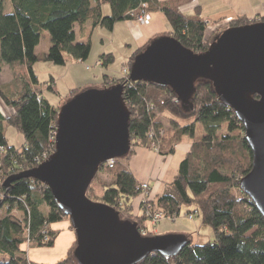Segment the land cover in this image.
<instances>
[{
    "label": "trees",
    "instance_id": "16d2710c",
    "mask_svg": "<svg viewBox=\"0 0 264 264\" xmlns=\"http://www.w3.org/2000/svg\"><path fill=\"white\" fill-rule=\"evenodd\" d=\"M8 4L12 11L7 13ZM143 4L146 8H142ZM104 6L110 7L108 16L103 14ZM141 9L147 14L161 12L171 31L153 37L131 55L125 63L129 68L128 78L104 74L100 89L124 85L123 98L131 113L132 150L127 157L115 159L112 166H101L87 197L112 207L121 219L136 222L141 231L149 222L144 207L140 205L141 215H135L132 209V201L140 196L142 184L128 169L133 148L151 143L150 133L154 131L159 141L158 153L168 156L187 137L192 141L190 150L161 197L151 201L152 209L164 212L169 218L179 216L184 206L195 205V210L187 214L197 213L202 224L213 229L214 238L205 244H195L192 235H186L188 242L176 256L154 254L140 264H264V217L239 186L240 180L252 170L253 154L236 113L220 101L213 84L207 80L196 83L193 109L178 101L169 87L130 80L136 57L161 37L171 36L201 54L226 31V26L264 23V17L227 21L213 29L214 35L208 37V25L199 11L196 18H189L162 7L159 0H0V73L8 65L20 82L16 91L15 82L0 85V97L13 111L8 118L0 112V191L5 196L4 200L0 198L3 201L0 210H7L0 218V264H39L30 260L25 247L54 246L57 231L51 225L69 220L41 182L19 179L9 190L3 187L7 179L36 168L46 161L44 156L50 157L55 152L52 137L58 112L82 92L73 90L59 104H52L37 89L39 81L34 65L39 59L35 51L43 32L49 33L51 42L48 62L65 65L68 57L86 62L92 51L91 39L88 36L87 41H77V28L83 30L90 24L92 29L101 27L112 31L118 22L134 21L133 11L139 14ZM223 20L216 19L213 24ZM99 60L102 67L108 68L115 57L102 54ZM49 89L54 91L52 86ZM167 121L171 136L164 128ZM199 125L203 126L204 133L197 140ZM8 126L23 134L25 142L20 147L9 145L5 135ZM107 175L112 177L111 183L106 180ZM76 246L75 238L67 256L55 264H79L73 255Z\"/></svg>",
    "mask_w": 264,
    "mask_h": 264
},
{
    "label": "water",
    "instance_id": "95a60500",
    "mask_svg": "<svg viewBox=\"0 0 264 264\" xmlns=\"http://www.w3.org/2000/svg\"><path fill=\"white\" fill-rule=\"evenodd\" d=\"M130 80L169 87L190 109L196 83L213 84L244 126L253 167L239 186L264 217V23L228 28L201 54L161 37L136 57ZM123 93L124 85L117 84L85 89L68 100L58 112L55 152L3 184L9 190L16 180L34 179L50 190L75 232L79 264H140L154 254L174 257L188 242L185 235L143 236L136 222L87 197L101 166L132 150Z\"/></svg>",
    "mask_w": 264,
    "mask_h": 264
},
{
    "label": "rangeland",
    "instance_id": "374dc122",
    "mask_svg": "<svg viewBox=\"0 0 264 264\" xmlns=\"http://www.w3.org/2000/svg\"><path fill=\"white\" fill-rule=\"evenodd\" d=\"M106 10H110V7L107 6L105 8ZM12 8L9 6V4L6 6V12H11ZM107 13V12H106ZM109 13V12H108ZM105 16H108L104 14ZM138 22V21H137ZM214 23V21H211ZM210 22V24H211ZM140 23V22H138ZM142 24V23H140ZM145 24V23H144ZM209 24V23H208ZM227 29L231 28L226 26ZM106 33H94L92 38V52L91 54H95L96 50H100L103 47L101 40L105 39V42H109L112 44V49L115 50L114 52L116 53V60L114 63L110 65L111 67V73L109 75L116 76V72L119 74V70L122 67V63L124 62L126 56L128 55V48L126 47L125 49V42L119 39V36H116V39L114 43L113 41L114 36L112 35V32L108 30L107 28H104ZM215 29V28H214ZM226 29V30H227ZM212 29L207 30V36L212 37L214 33H212ZM113 36V38H112ZM126 40H130L128 36H126ZM79 38H77V41ZM86 41L88 40L85 39ZM84 40V41H85ZM150 41V40H149ZM81 42V41H80ZM40 43L42 47H47L48 45L51 44L50 42V36L47 31L43 32V36L40 40ZM148 44V43H147ZM145 44L144 46H146ZM90 54V56H91ZM100 54V53H98ZM102 55V53H101ZM87 62V61H86ZM86 62H77V64H72V60H68L65 65H54L48 62L45 59V56L40 59L34 66V71L37 76V79L39 81V86H36L37 89L42 92L41 94L47 98L52 104H59L61 100H63L69 92H72L73 90L81 89L84 91L85 89L89 88H96L100 89L99 87L92 86L91 84H102L103 80V74H101L98 71H88V67L91 65H86ZM91 68V67H90ZM127 68V67H124ZM129 69V68H127ZM115 72V73H113ZM131 72V71H130ZM91 75V77H90ZM95 75H98L97 78ZM106 75V74H105ZM91 78V79H89ZM91 80V81H89ZM97 80V81H96ZM52 81V82H51ZM16 86L14 87V91L16 89L18 90V87H20V82L19 78L16 80V75L13 71V69L6 67L1 73H0V85H5L9 83H14ZM56 84V89L58 90L57 92L51 91L49 89V86H52L53 84ZM90 82H92L90 84ZM89 83V85H86ZM80 86H84L81 88H78ZM81 93V92H80ZM65 103V102H64ZM0 112L5 116V117H10L13 115V111L11 108L5 106L4 102L2 101L0 97ZM169 122H164V128L166 132L168 131V134L171 136V131L167 128ZM204 133V128L202 125L198 126L197 133H196V139L199 140L201 139L202 135ZM5 135L7 138V141L9 145L14 146V147H20L22 144H24V136L22 133H20L16 128L12 126H8L5 128ZM181 145H192V141L189 138H184L183 141L180 143ZM179 144V145H180ZM178 146V145H177ZM176 146V147H177ZM149 148L150 150L154 151L156 154H159L155 150L152 149L151 143L148 145L144 146ZM138 148V147H137ZM136 148H133L134 154H135ZM168 150V149H167ZM177 153L175 159V166L179 168L180 162L179 163V158H180V153L183 151L181 147L177 149ZM134 156V155H133ZM132 156V158H133ZM131 158V159H132ZM131 161V160H130ZM130 163V162H129ZM106 180L108 182H112V177L110 175L105 176ZM175 177V176H174ZM173 177V179H174ZM142 183H148V182H142ZM142 196H139L140 199V205H141V198ZM148 198L152 201V193L151 189L149 191V196ZM146 198V199H148ZM195 210V205L192 206H184L181 209V213L179 216H176L175 218L169 217L166 220H163L162 224L160 225V234H166V235H180L179 231H184L187 233V235H192V240L195 244H205L207 242H210L214 238V232L213 229L208 226L204 225L201 222L200 216H198L197 213H192L193 215V220L189 219V216L187 212H193ZM7 210L6 208H2L0 210V218L6 215ZM17 215H22L18 212H14ZM175 219V220H174ZM148 224V223H147ZM71 224L69 220H63L60 222L53 223L51 225L52 229L57 231V236L55 239V244L52 247H40L37 245H32L30 247L26 246L25 249L28 252V256L30 257V260L34 263H39V264H55L61 260H63L67 254L68 251L70 250L71 246L73 245L76 235L73 229H71ZM143 229V228H142ZM148 229V227H147ZM168 232V233H167ZM157 233V230H156ZM156 235V234H155ZM186 236V235H185Z\"/></svg>",
    "mask_w": 264,
    "mask_h": 264
},
{
    "label": "crops",
    "instance_id": "0c3cea01",
    "mask_svg": "<svg viewBox=\"0 0 264 264\" xmlns=\"http://www.w3.org/2000/svg\"><path fill=\"white\" fill-rule=\"evenodd\" d=\"M159 1L162 7H167L176 10L180 12L182 15L189 18H196L197 11H199L200 17L203 18L206 24L208 25L207 30L208 29L213 30L214 28L216 29L219 25H222L223 23H226L227 21L230 20L238 19L240 17H247L248 19L251 20H254L256 18L260 19L264 17V0H159ZM105 8H107V6H104L103 14L109 15L110 10L105 11ZM221 18L224 20L220 24L216 25L211 22ZM104 30L105 29L101 27H96L95 29L94 28L92 29L91 25L87 24L85 26V29L83 30L82 29L79 30L77 28L76 33H77V38H79L78 40L83 41L88 36L92 38L94 33H106V31ZM170 31H171L170 25L166 17L161 12L149 14V18L145 24H140L135 20L116 23L114 25L113 30L111 31L112 35L114 36V38L112 36L114 40L111 42L114 43L116 36L118 35L119 39L126 43L125 49L126 47H129L127 49L128 55L126 56L124 62L122 63L121 69L119 70L120 73L118 74L116 72L117 74L116 76H121L120 74L122 69L126 67L125 63L128 62L129 58L136 50L143 48L144 45L147 44L149 40H151L153 37ZM126 36H128L130 40H126L127 39ZM101 43L103 45L101 52L100 50H96L95 54H91V56H89L86 62V65L87 64L91 65L89 66L91 68L88 69L89 72L98 71L103 75L104 74L109 75L112 71L110 66L108 68H104V67H96L95 65L97 61L100 59L101 53L113 54L115 60L117 57H116V53L114 52L115 50H113L111 47L112 46L111 43L105 42V39H102ZM49 47L50 45H48L46 48L42 47L41 43L37 46L35 53L39 60L42 59L44 56L45 59L47 58ZM68 60H72L73 61L72 64H77V62H80L79 60H74L71 57H68L67 61ZM6 67L11 69L10 66L6 65L3 68V70ZM97 76L98 75H95L96 78ZM91 83L92 82H90V84ZM86 85H89V83H87ZM101 85L102 84H98V85L91 84V87L92 86L101 87ZM81 87L84 86H80L78 88ZM52 89L55 92L58 91L56 89L55 82L52 85ZM69 93L67 95H69ZM179 147L183 149V151H181L182 153H180V158L178 160L180 163L184 159L185 155L189 152L190 145L180 144L176 147L175 150L176 152H178L177 149ZM175 151L173 154L166 156V155L156 154L154 151L150 150L147 147H138L135 150V154L133 158L128 164V169L130 170V172L133 174V176L138 182L141 183L148 182L150 184L153 201H157L161 197V195L165 190L166 185L173 180V177L176 175L178 171V167L175 166L174 164L175 163L174 158L177 155ZM132 209L135 215H139V214L141 215L139 197L132 201ZM162 222L160 223V225L162 224ZM160 225L157 228L156 235H166V234H160L161 233L159 229ZM148 226L149 223L147 224V227ZM179 233L180 235H187V233L184 231H179Z\"/></svg>",
    "mask_w": 264,
    "mask_h": 264
},
{
    "label": "built area",
    "instance_id": "2783aa9c",
    "mask_svg": "<svg viewBox=\"0 0 264 264\" xmlns=\"http://www.w3.org/2000/svg\"><path fill=\"white\" fill-rule=\"evenodd\" d=\"M142 8H146V4H143L142 5ZM132 15H135L136 16V19L135 21H138L142 24L146 23V21L148 20L149 18V14H147L144 9H141L140 10V13L138 14V11H133V14ZM239 26H242L241 24ZM96 67H102V62L100 60L97 61ZM88 69H90V67H88ZM121 76L123 78H128L129 76V69L127 68H123L122 71H121ZM55 130H56V126H55ZM55 133L56 131L54 132L53 134V137L54 138V141H55ZM154 131H151L150 133V139L152 140L151 141V145H152V149L155 150L156 152H159V141H156V136L154 135ZM161 135H162V132H161ZM46 160L49 158V157H46ZM115 160H110L106 163V165H110L112 166L114 164ZM151 187H150V184L149 183H142L141 184V187H140V190H141V206L145 208V213L144 215L146 216V218L148 219V222H149V228L147 229V227L143 228L140 233L143 235V236H153L156 234V230H157V226L163 221V220H166L167 217L165 215L164 212L160 211V210H156L154 211L152 209V202L151 200L148 198L149 196V191H150ZM0 198L2 200H4L5 196L2 195L1 191H0ZM148 198V199H146ZM189 219L190 220H193V215H189ZM175 218V217H173ZM175 220V219H174Z\"/></svg>",
    "mask_w": 264,
    "mask_h": 264
},
{
    "label": "clouds",
    "instance_id": "9594fccd",
    "mask_svg": "<svg viewBox=\"0 0 264 264\" xmlns=\"http://www.w3.org/2000/svg\"><path fill=\"white\" fill-rule=\"evenodd\" d=\"M156 236V235H155Z\"/></svg>",
    "mask_w": 264,
    "mask_h": 264
}]
</instances>
